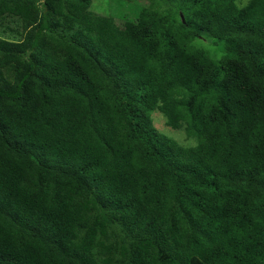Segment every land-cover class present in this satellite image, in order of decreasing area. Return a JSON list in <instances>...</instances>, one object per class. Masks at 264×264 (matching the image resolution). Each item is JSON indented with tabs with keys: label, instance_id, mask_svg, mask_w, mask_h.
<instances>
[{
	"label": "trees",
	"instance_id": "1",
	"mask_svg": "<svg viewBox=\"0 0 264 264\" xmlns=\"http://www.w3.org/2000/svg\"><path fill=\"white\" fill-rule=\"evenodd\" d=\"M238 1L0 0V264H264V0Z\"/></svg>",
	"mask_w": 264,
	"mask_h": 264
},
{
	"label": "rangeland",
	"instance_id": "2",
	"mask_svg": "<svg viewBox=\"0 0 264 264\" xmlns=\"http://www.w3.org/2000/svg\"><path fill=\"white\" fill-rule=\"evenodd\" d=\"M153 0H92L91 9L97 13L107 16H116L118 18L134 19L135 9L139 6H149L157 8L160 4H151ZM248 0H239L240 5H245ZM156 6V7H155ZM179 17V14H175ZM13 26V25H12ZM14 27V26H13ZM196 45L206 48L214 59H219L221 53L224 51L223 44L215 41L212 38H204L197 40ZM160 113L153 112L151 117H154L155 127L162 133L175 138L180 144L184 146L195 145V139L189 140L184 131H177L167 127L162 115ZM155 115V116H154Z\"/></svg>",
	"mask_w": 264,
	"mask_h": 264
},
{
	"label": "clouds",
	"instance_id": "3",
	"mask_svg": "<svg viewBox=\"0 0 264 264\" xmlns=\"http://www.w3.org/2000/svg\"><path fill=\"white\" fill-rule=\"evenodd\" d=\"M181 17H182V15H181Z\"/></svg>",
	"mask_w": 264,
	"mask_h": 264
}]
</instances>
